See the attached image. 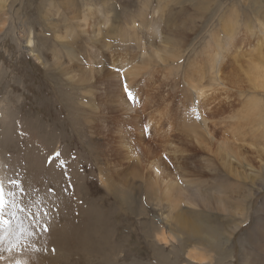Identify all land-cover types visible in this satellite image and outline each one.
I'll return each mask as SVG.
<instances>
[{
  "label": "rangeland",
  "instance_id": "rangeland-1",
  "mask_svg": "<svg viewBox=\"0 0 264 264\" xmlns=\"http://www.w3.org/2000/svg\"><path fill=\"white\" fill-rule=\"evenodd\" d=\"M232 10L212 74L200 51ZM262 16L264 0H6L0 176L25 211L0 229V264H264L263 130L232 169L216 158L236 110L264 102L247 76ZM158 156L181 183L170 200L148 179Z\"/></svg>",
  "mask_w": 264,
  "mask_h": 264
},
{
  "label": "bare ground",
  "instance_id": "bare-ground-1",
  "mask_svg": "<svg viewBox=\"0 0 264 264\" xmlns=\"http://www.w3.org/2000/svg\"><path fill=\"white\" fill-rule=\"evenodd\" d=\"M5 2L6 0H0V10L4 7ZM260 19L263 22L264 16H262ZM259 23H260V28H261L259 29L261 31L264 30V23H261V22ZM235 24H236V11L232 10L230 14H228V17L222 22V26H220L219 28H216L210 33L209 39L206 41L205 45L200 51L201 53L200 59L204 60L203 62L207 64L208 69L210 70L212 74L216 70V67L218 66V64L224 58L222 55L223 45H222L221 33H223L225 39H227L228 41V39L231 37L233 33ZM27 37H28L27 42L30 44L31 43L30 35ZM257 44H258L257 48L261 46L264 47V39L263 41H260V42L258 41ZM259 53L261 54L259 59L255 61H250L249 64L247 65V73H248L247 76L248 78H250V81H249L250 86L264 89V48H262L259 51ZM202 69H203L202 67L197 68L199 73H201ZM127 73L131 74V71L128 70ZM191 89H193L197 93V96H200L203 94V90L199 89V86H196V83L194 82L191 83ZM121 95H123V93ZM160 110L162 109H160L159 107L158 111L160 112ZM193 110L195 109H187V106H186V122L189 124L194 120ZM157 116H160L159 113L157 115L155 114L154 118H156ZM201 121H202V124L205 125V121L203 119H201ZM190 127L193 128L195 127V125L191 123ZM260 130H263V133H262V136H263L264 135V102H259L255 97H251L247 99L231 116L230 122L228 124V129L226 131V134L229 135L228 136L229 140L227 141L226 144L220 145L218 147L219 151L218 153H216V156H217L216 158L220 159L221 165L226 166L229 169H232V166H233L232 157L235 159L240 154V149H238L239 144L236 143L237 140L239 141L244 140L245 135L248 133H252L254 136L259 135L256 132H259ZM250 142L257 143V139H251ZM146 166H148L147 168H149V171H150V174L148 176L150 185L155 189L162 190L163 191L162 194L164 195L165 198H168V199L172 198V192L181 183H178V180L175 177L171 176L170 172L165 170L162 157L158 156V157H154L153 159H150V162L145 164V167ZM99 180L101 181V183H103L104 186H108L107 185L108 183L104 176L100 175ZM0 181H2L1 176H0ZM187 186L188 185H186V191H187ZM180 189L181 190L183 189L182 185L180 186ZM197 192L199 191L197 190ZM196 196L198 197V195ZM220 200H222L223 202V199H220ZM157 237L160 238V241L162 242H165L167 239L162 231L157 232ZM191 254L194 255L195 257L192 259L194 262H201L204 259L203 255L200 252H197L196 250H193V253ZM21 257L22 259L24 258V256H21Z\"/></svg>",
  "mask_w": 264,
  "mask_h": 264
},
{
  "label": "snow or ice",
  "instance_id": "snow-or-ice-1",
  "mask_svg": "<svg viewBox=\"0 0 264 264\" xmlns=\"http://www.w3.org/2000/svg\"><path fill=\"white\" fill-rule=\"evenodd\" d=\"M123 90L124 93L126 95V98L129 102H131L132 104L136 103V97L134 96L133 92L129 89L128 85L125 83L123 86ZM197 119H199V116H197ZM145 131L147 132L148 129L145 128ZM61 154L59 152L54 153V157L55 158H59ZM54 157L50 156L48 158V163L52 164L54 163ZM167 159V158H165ZM61 166L64 165V162L61 161L60 162ZM8 184H10L12 187L18 189V192H6L5 191V187H4V182L0 181V229H3L6 225H10L12 220H15L17 218V213L18 212H22L25 211L24 208L20 207V204L18 202V195L22 194L23 189L20 187V184L18 181L16 180H9ZM49 191H51V189H49ZM6 209H10L7 212V216L8 219L5 218L6 216ZM47 213H45L46 215ZM35 214H33V219H35ZM45 231H47L48 229L45 228ZM2 239V238H0ZM13 247H15V245H12L9 247V251L13 250Z\"/></svg>",
  "mask_w": 264,
  "mask_h": 264
}]
</instances>
